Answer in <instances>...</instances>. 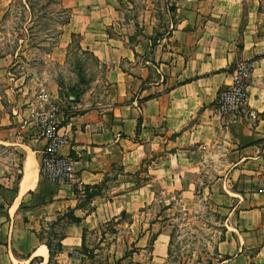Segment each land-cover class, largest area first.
<instances>
[{
    "label": "crops",
    "instance_id": "1",
    "mask_svg": "<svg viewBox=\"0 0 264 264\" xmlns=\"http://www.w3.org/2000/svg\"><path fill=\"white\" fill-rule=\"evenodd\" d=\"M154 1L61 0L69 18L62 44L46 62L61 65L77 38L79 51L91 53L103 68L106 84L103 100L59 115L68 138L62 152L74 162L84 185L80 193L40 178L36 159L44 142L32 138L25 124L28 103L35 104L40 89L56 93L41 83L50 74L44 78L35 68L13 74L0 59V128L8 133L0 140L33 151L38 166L33 188L20 195L22 169L13 197L7 203L0 198V264H46L45 240L55 223L61 228L58 256H77L84 231L148 204L149 181L137 187L135 182L151 157L153 168L184 159L199 175L213 169L206 186L210 203L226 222L235 220L225 243L234 257L225 262L244 263L242 250L252 248L247 239L264 223V0ZM140 2L146 6L138 9ZM237 62L253 67L246 106L221 118L215 100ZM35 81L40 83L34 94ZM120 203L128 210L111 214ZM262 235L260 264L264 230Z\"/></svg>",
    "mask_w": 264,
    "mask_h": 264
},
{
    "label": "rangeland",
    "instance_id": "2",
    "mask_svg": "<svg viewBox=\"0 0 264 264\" xmlns=\"http://www.w3.org/2000/svg\"><path fill=\"white\" fill-rule=\"evenodd\" d=\"M154 2L159 4L160 0ZM134 6L139 9L146 4L140 2ZM68 18L61 0H0V59L8 62L13 74H31L34 68L45 74L44 78L50 74L51 78L41 83L47 90L55 88L56 93L49 94L59 113L92 107L96 101L104 99L106 89L103 68L91 53L79 51L77 38L71 41L61 65L46 62L45 56L58 43L62 44L63 26ZM30 79L31 75L27 81ZM39 83H33L34 94ZM76 105L81 107L77 109ZM3 129L0 128V136H8ZM13 144L0 140V198L4 203L16 191L27 152L34 157L33 151ZM150 161L154 158L141 166L135 182L137 187L149 181L147 205L144 203L133 211L123 203L116 205L111 214L124 206L128 211H119L114 221L109 218L95 230L87 231L78 255L71 258L58 256L56 245L61 228L55 223L45 240L51 246L50 260L46 264H229L225 259L234 257L233 249L225 243L231 241L230 228L234 227L235 220L226 222L223 213H218L210 203L206 186L213 178V169L199 175L184 159L177 163L172 159L160 169L153 168ZM147 165L151 166L150 179L146 178ZM172 172L176 174L174 177L170 175ZM261 225L260 230L253 231L254 237L247 239L252 248L242 250L243 264L247 261L260 264L256 254L263 240L264 223ZM158 233H161L159 238L152 242Z\"/></svg>",
    "mask_w": 264,
    "mask_h": 264
},
{
    "label": "built area",
    "instance_id": "3",
    "mask_svg": "<svg viewBox=\"0 0 264 264\" xmlns=\"http://www.w3.org/2000/svg\"><path fill=\"white\" fill-rule=\"evenodd\" d=\"M252 74V65L237 62L228 69V83L215 100V113L223 118L243 111L247 101V83ZM25 124L31 137L44 142L39 160V176L52 184H70L78 193L84 190L76 175L73 160L62 152L68 143L60 128L59 109L49 93L40 89L36 101H30ZM252 118L254 113L250 112Z\"/></svg>",
    "mask_w": 264,
    "mask_h": 264
},
{
    "label": "bare ground",
    "instance_id": "4",
    "mask_svg": "<svg viewBox=\"0 0 264 264\" xmlns=\"http://www.w3.org/2000/svg\"><path fill=\"white\" fill-rule=\"evenodd\" d=\"M27 149V148H26ZM26 151V150H25ZM37 163L35 158L33 157V154L31 152H27V156L25 157L23 161V170L25 174V188L20 191V195H22L26 190L33 188L36 174H37ZM24 185V184H23ZM40 251L44 256H46L44 248ZM38 252V253H40Z\"/></svg>",
    "mask_w": 264,
    "mask_h": 264
},
{
    "label": "trees",
    "instance_id": "5",
    "mask_svg": "<svg viewBox=\"0 0 264 264\" xmlns=\"http://www.w3.org/2000/svg\"><path fill=\"white\" fill-rule=\"evenodd\" d=\"M127 1H128L130 4H132V3L134 2V0H127ZM72 38H73V36H72ZM112 221H114V219H113ZM84 235H85V231L83 232V236H82V244H83V238H84ZM157 236H158V234H157L156 236H154V237L151 239V241L154 242V241L156 240ZM45 245H46L47 249L49 250V253H50V256H51V246H50V244H49V243H45ZM56 246H57L58 250L61 249V245L57 244Z\"/></svg>",
    "mask_w": 264,
    "mask_h": 264
}]
</instances>
